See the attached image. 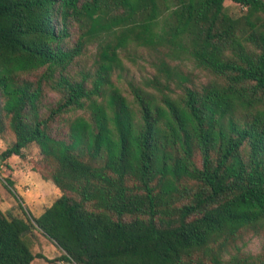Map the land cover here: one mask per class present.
Listing matches in <instances>:
<instances>
[{
  "label": "trees",
  "instance_id": "16d2710c",
  "mask_svg": "<svg viewBox=\"0 0 264 264\" xmlns=\"http://www.w3.org/2000/svg\"><path fill=\"white\" fill-rule=\"evenodd\" d=\"M225 1L0 0V164L36 145L60 192L37 218L0 210V264L42 257L34 230L73 264H264L243 251L264 234V1ZM131 45L167 52L129 100Z\"/></svg>",
  "mask_w": 264,
  "mask_h": 264
},
{
  "label": "rangeland",
  "instance_id": "374dc122",
  "mask_svg": "<svg viewBox=\"0 0 264 264\" xmlns=\"http://www.w3.org/2000/svg\"><path fill=\"white\" fill-rule=\"evenodd\" d=\"M264 1V0H263ZM225 11L232 17L239 16L244 8L231 1L224 2ZM77 31L73 30L69 45H73L77 38ZM95 47L88 48L80 65L89 67L91 55L95 52ZM167 52L165 47L146 48L131 45L127 50L121 52V59L124 69L115 72L114 82L120 87L122 93L132 99L128 84L143 86L155 73V65L163 54ZM172 65H176L183 73H190L193 81L206 82L207 79L200 77L199 69L194 67V63L184 57L173 58ZM31 77V76H30ZM33 78V77H31ZM30 78V79H31ZM200 80V81H198ZM198 81V82H196ZM174 88V84H171ZM178 94L176 91L173 95ZM55 94L46 92L45 101L49 102ZM46 103V102H45ZM13 144V137L8 132L0 136V156ZM47 174L44 163L41 160L39 149L36 145H30L22 151V157L11 156L0 164V210L14 216H22L19 204L23 210L31 217L37 218L52 202L60 196V192L49 180L44 178ZM5 179H9L13 184L6 185ZM31 252L36 256L31 264H73L60 261L62 255L46 237L39 231L34 230L23 237ZM244 252L257 254L264 243V234L245 238Z\"/></svg>",
  "mask_w": 264,
  "mask_h": 264
}]
</instances>
